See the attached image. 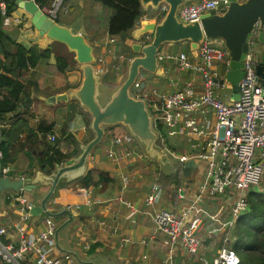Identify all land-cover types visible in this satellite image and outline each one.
<instances>
[{"label":"crops","instance_id":"obj_1","mask_svg":"<svg viewBox=\"0 0 264 264\" xmlns=\"http://www.w3.org/2000/svg\"><path fill=\"white\" fill-rule=\"evenodd\" d=\"M197 1L183 0L181 5ZM142 8L144 14L139 19L137 25L122 35H110L107 32V22L111 9L95 0H64L62 11L66 14V23L61 24L59 18L55 21L69 28L73 33L83 35L92 47L94 56L93 66L98 71L100 80L103 77L107 79L112 77L116 80L112 82L116 84L125 74L127 75L129 61L136 55L131 48L132 44L140 43L144 37L145 39L147 38L146 35L150 34L146 32L139 36V29L147 22L158 21L157 17L160 15V10L159 14H157V9H154L150 4L142 5ZM9 19L10 23L8 25L3 24L2 28L17 43L24 45L26 48H35L33 46H36L39 50L47 47L51 48L47 58L41 59L34 68L25 70L19 77V80L24 85V89L19 99L21 104L16 111L22 112L25 107H30L34 116L29 117L25 115V121L22 123L20 129L16 128L19 122H16L15 125L10 121L16 112H9L4 122H0V127L4 128L6 132L11 127L12 133L10 136L15 138V140L8 143L9 175L14 178H25L28 180L27 183L32 182L34 188L30 191H22L21 193L27 202L38 203L49 190L50 184L36 180L37 173L40 172L44 176H53L57 168L55 167L51 174H46L40 170L37 156L44 148V142H52L50 135L55 136L54 141L60 140L57 147L67 154L65 161H63L65 163L67 160L77 157L81 153L82 147L93 138L94 134L90 129L91 120L89 114L88 116L86 114L89 113L88 110L72 93L80 86L82 81L81 64L75 60V54L68 49L66 44L51 40L45 34H40L30 24V16L17 4L13 8ZM73 27L75 28L74 31L72 30ZM218 41L220 42V40ZM169 43H176L180 46L185 45L187 47L186 52L192 56L196 55V51L190 49V44L187 41ZM126 45L130 46L132 54H126L124 51ZM4 47L9 51L14 50L12 44L6 41H4ZM166 47L162 46L160 51L165 54L178 52L168 51ZM56 55L65 56L68 59L73 58L75 62L69 65L65 71L61 72L56 66ZM262 58L263 56L258 54L257 61H262ZM125 59L128 60V63L124 69L122 66ZM0 60H3L1 53ZM223 63L226 66L223 77L226 78L225 74L228 70L226 63L220 62L216 67L222 66ZM158 67V72H154L153 74L165 78V81L161 85L147 87L142 78H140L141 80L136 81V84L133 86L136 92L141 93L151 88L166 90L171 78L187 74L180 72L175 63L165 57L160 60ZM49 68L52 71H48L47 69ZM116 85L111 93L117 88ZM62 94H67V99L49 100L50 96ZM42 122L53 123L54 125L53 129L45 135L36 128ZM104 127L108 126H103V131ZM175 138L186 139L183 137ZM172 139L174 138H170V140ZM111 140L112 138H108V142L103 147L105 153L92 149L82 168L65 173L58 179V182L75 180L85 176L90 171L92 180L87 186H84L80 182H74L75 184L72 182L58 187L53 197L47 200V207L50 210L59 211L67 201L66 197L69 190L81 189L86 193L84 194L87 197V202L75 211L71 221L75 223L78 221L77 235L72 241H69L71 244L68 245L59 242L62 238L58 233V243L63 250L57 249L53 251V255L56 256L58 254L61 255L63 252H69L72 255L71 264H167L165 262L167 258L165 240L167 237L163 232L155 230L149 213L161 208L171 209L169 208L170 205L169 207H161L160 203L163 201L161 200L152 206H145L142 197L149 192L150 187L147 192H143L141 190V181L143 180L133 179L139 176L136 174L137 170L131 173L127 172L128 164L132 163L129 165L131 167L136 164L138 158L142 157V154L138 152L136 147L137 143L141 145L142 142L135 138L130 144L113 145L115 152L121 154V156L117 160H112L107 156V149L111 145ZM173 145L177 146L178 144L173 143ZM179 148L182 147L179 146ZM127 151L131 153L125 155ZM100 172H105L111 179L103 183V185H96L92 181L96 182L98 180ZM130 174H134L135 176L130 178L129 184H125L123 177ZM197 176L201 177L200 175ZM187 185L193 189L196 188V186H190L189 183ZM149 186H151L150 183ZM182 192L184 196L182 198L179 197L180 199L187 197V194L183 190H181V194ZM10 194H13L10 190L3 191L0 194L2 201L1 210L5 211L0 217V225L2 226H9L19 219L18 204L6 199L7 195ZM193 194L194 192L189 197V201ZM224 199V196H220L216 200H207L204 205L210 213L219 212L220 218L225 220L229 217L230 200L227 202L228 199ZM126 202L131 203L133 207L128 206ZM46 217L44 214L37 216L30 215L29 219L23 223L24 236H27V234L36 235L44 230L46 227ZM59 217H62V219L57 225L67 219L66 215ZM68 224L62 228L69 227ZM215 226L216 223L206 217L198 231L199 235L204 239L202 252L208 257L213 255V247L217 243L222 242L224 237L221 232L215 233L213 231ZM233 227H235V224L231 228ZM9 235L12 236L13 240H17L19 237L12 229H10ZM123 237H129L131 241L127 244H122L121 239ZM206 237L215 238L209 246L205 244ZM3 241H8V239L3 237ZM87 245L89 246L88 248L85 247ZM180 249L187 256H191L182 247ZM177 250L178 247L175 248L171 264H186L185 259L180 256ZM31 259H33V256L25 257L20 263L27 264ZM0 264L8 263L0 260Z\"/></svg>","mask_w":264,"mask_h":264},{"label":"built area","instance_id":"obj_2","mask_svg":"<svg viewBox=\"0 0 264 264\" xmlns=\"http://www.w3.org/2000/svg\"><path fill=\"white\" fill-rule=\"evenodd\" d=\"M63 3L64 0H51L48 5L39 8L55 20ZM0 7L4 14L5 4L0 3ZM227 7L228 0H198L180 5L176 10V17L184 23L199 21L201 14H220ZM166 10V4L160 6V11ZM9 23V16H6L3 24ZM257 31L258 23L249 40V53L244 61V73L237 99L232 98L230 82L227 78L220 77L216 67L220 62H225L228 66L227 50L222 42L209 37H203L199 42L195 56L186 51L165 54L159 50L157 65L165 57L175 63L180 72L187 74L171 78L166 90L151 88L138 92L136 96L146 104L151 128L155 132L154 143L177 162L179 169L187 159L195 160L197 167L192 182L195 175L201 176L188 203L181 205L176 211L161 208L149 213L155 230L163 232L167 237V264L172 263L173 253L178 245L196 258V264L241 262L238 253L225 245L228 230L246 212L248 191H264V186L258 188L264 173V79L256 73V64L259 62L257 57L258 54L262 55L256 38ZM96 72L98 73L97 70ZM135 84L136 81L133 85ZM175 137L186 138L193 150L190 153L176 152L169 144L170 138ZM50 140L54 141L55 136L50 135ZM132 141L131 133L122 132L121 135H116L107 149V156L117 160L121 154L115 152L113 145L130 144ZM130 153L127 151L125 155ZM8 172L10 167L2 166L1 174L9 175ZM128 178L129 176L123 177L125 184L128 183ZM21 192H13L6 197L18 204L19 219L9 226L0 225V260L8 264H21L23 258L33 256L27 264H71L72 255L69 252L53 255V251L58 249L53 237L57 226L54 218L46 217V227L40 233L24 236L23 223L30 217V203ZM84 193L81 189L69 190L62 208L78 210L87 202ZM183 196L180 190L179 197ZM220 196H224V200L228 199L227 202L230 200L229 217L225 220L220 218L219 212L210 213L204 205L207 200H216ZM162 197L161 184L153 182L143 204L152 206L159 203ZM126 204L133 207L129 202ZM2 215L0 212V217ZM206 217L216 223L213 231H221L224 235L223 245L215 249L210 257L203 254L204 239L198 233ZM10 229L19 235L17 240H13L11 235L8 236ZM3 237L8 241H3ZM121 241L122 244H127L131 239L123 237Z\"/></svg>","mask_w":264,"mask_h":264},{"label":"water","instance_id":"obj_3","mask_svg":"<svg viewBox=\"0 0 264 264\" xmlns=\"http://www.w3.org/2000/svg\"><path fill=\"white\" fill-rule=\"evenodd\" d=\"M142 5L150 4L154 9H160L164 3L167 6L163 17L157 22L151 21L139 29V36L149 32L148 39H142L140 43H133L131 48L136 53L129 61L127 75L123 82L111 93L109 99L101 104L99 101V74L93 66L94 56L91 45L82 34L73 33L69 28L58 24L54 19L43 13L34 0H15V3L30 16V24L40 34L47 35L51 40L59 41L75 54V60L81 64L82 81L80 86L72 93L75 98L88 110L92 120L90 129L94 136L83 147L81 153L67 160L63 164L56 165L53 176H44L37 173V179L50 184L49 190L38 203H30L28 212L31 216L44 214L50 218L66 215L67 219L58 224L53 237L55 245L63 250L58 243L59 230L70 223L76 210L62 208L59 211L50 210L47 200L53 194L58 179L61 175L75 171L85 165L86 158L93 147L103 136V126L122 123L128 127L130 133L145 144L146 151L151 155H160L154 149L155 132L151 128V118L143 99L130 95L129 89L136 81L141 71L158 72L157 53L160 46L166 42H178L187 40L190 49L195 50L203 37L219 39L227 50L229 63L226 78L232 86V98L239 97L240 80L244 73V61L249 53V40L253 29L258 23L257 41L264 56V0H228V7L223 13H203L199 21L180 22L176 17V10L183 0H140ZM256 73L264 79V64H256ZM67 94L50 96V101L67 99ZM160 159L168 161L166 154H161ZM166 160V161H165ZM177 165V162H174ZM197 164L194 159L182 162L180 171L183 179L192 181ZM0 161V194L3 191L12 192L30 191L34 188L32 182L19 177L3 175ZM2 201L0 199V212Z\"/></svg>","mask_w":264,"mask_h":264},{"label":"trees","instance_id":"obj_4","mask_svg":"<svg viewBox=\"0 0 264 264\" xmlns=\"http://www.w3.org/2000/svg\"><path fill=\"white\" fill-rule=\"evenodd\" d=\"M39 7L48 5L51 0H34ZM111 9V14L107 22V32L110 35L124 34L125 32L133 29L139 19L143 16L144 10L140 0H95ZM5 4V13L3 14L0 7V53L3 60H0V122L3 123L9 112H16L14 117L10 119L16 128L20 129L22 123L25 121V115L34 116L30 107H25L22 112H17L20 95L24 89V85L19 80L20 75L29 68H34L41 59L47 58L51 51L50 47L45 49L26 48L24 45L17 43L9 37L3 30V19L10 16L13 8L15 7V0H0V3ZM160 10V9H159ZM165 12L160 11L158 20H160ZM159 14V12L157 13ZM57 19V18H56ZM55 19V20H56ZM148 39L150 34L146 35ZM4 41L12 44L13 51H9L4 47ZM187 41V40H183ZM178 41V42H183ZM188 43V41H187ZM263 56V55H262ZM56 66L61 72L65 71L69 65L75 60L68 59L65 56L56 55ZM260 63L264 64V56ZM145 72V71H142ZM13 126V125H12ZM112 126V125H107ZM14 127V126H13ZM54 127L53 123L42 122L36 126L38 131L46 134ZM5 131L0 128V161L2 166L5 167L9 163L8 143L15 140L10 134L12 130ZM60 140L48 142L45 141L44 148L37 156V163L40 170L46 174H51L57 164H62L67 157L61 149L57 147ZM49 166V168H47ZM10 174V172H8ZM111 178L105 172H100L96 185L105 183ZM92 180L91 172L88 171L85 176L69 181L58 182L53 194L58 187H62L74 182H80L87 186ZM172 182H179L177 177H174ZM75 184V183H74ZM53 194L50 196L53 197ZM9 201V200H7ZM247 210L235 222V229L230 239L229 247L233 248L240 256V264H264V191L258 189L249 190L247 193Z\"/></svg>","mask_w":264,"mask_h":264},{"label":"rangeland","instance_id":"obj_5","mask_svg":"<svg viewBox=\"0 0 264 264\" xmlns=\"http://www.w3.org/2000/svg\"><path fill=\"white\" fill-rule=\"evenodd\" d=\"M62 7L63 5H61L59 11H58V17L59 18V22L61 24H65L66 23V14L62 11ZM156 12H159V9L156 10ZM70 25V23H69ZM72 30L74 31L75 28L73 27ZM219 39H217L218 41ZM219 42V41H218ZM221 42V41H220ZM219 42V43H220ZM214 45V43H212ZM162 46H167V50L168 51H179V50H187V47L185 45H178V44H170L169 42L163 43L160 46V49L162 48ZM124 51L126 52V54H132L133 52L130 49L129 45H126L124 48ZM261 55V54H260ZM128 63V60H124L123 66L122 68H126V64ZM225 64L223 63L222 66L218 67V72L221 78H223V75L225 73ZM48 71H52L51 68L47 69ZM125 72V70H124ZM121 73V71H120ZM52 78V77H51ZM118 78V77H117ZM126 78V74L125 76L122 77L121 80H119L116 84L113 83L116 80L114 78H106L103 77L99 78V86H98V90H99V101L101 104H104L108 99L109 96L111 94L112 89L114 88V86L116 85V87H118L123 80ZM140 78H142V81L145 83V85L147 87H154V86H158L161 85L164 81L165 78L163 77H159L153 73L150 72H143L141 71V76L139 75L136 79V81L141 80ZM113 81V82H112ZM111 83V84H109ZM134 85H132L129 89L130 95L137 98V94L138 92H136L133 88ZM223 99L227 100V97L225 95H222ZM87 116L89 114V118L90 120H92V117L90 115V113H86ZM122 132H126V133H130V131L128 130V127L122 123H117L114 124L112 127H104V134L101 138V140L93 147V150H97L100 153H105L104 152V145L108 142V138H114L116 135H121ZM104 137V138H103ZM136 137L133 136V140ZM173 143L178 144L177 145H173ZM170 145L173 146L174 149H176V152H180L181 153H190L193 149L189 146L188 142L186 139H180V138H174L172 140H170L169 142ZM136 147L138 149V152L142 154L141 158H138L135 162L137 165V167H135V165L129 167L130 164H128L127 167V172L131 173L132 171L137 170V173L139 176L134 177V174H130L129 175V182L130 183V178L134 177L133 179H141L143 181H141V190L143 192H147L149 190V183L150 185L153 182H158L159 184H161L162 188H163V197H162V202L160 203L161 207H170L171 209H174L175 211L179 209V207L181 205H183L184 203L189 202V197L192 195V193L194 192V189L189 187L187 184L189 183V181L187 182V180L183 179L182 174L180 172L179 167H177L176 165L173 166V162L174 160L172 159V157L166 153L165 150L161 149L157 144H153L154 149H156L159 154H166L167 157L169 158L168 161H166L165 163H163L160 159V155H153L151 156L147 151H146V147L145 144L141 143V145H139V143L136 144ZM134 163V162H133ZM140 169V171H139ZM174 177H177V179L179 180V182H172V180L174 179ZM193 180V178H192ZM200 181V177H198L197 175L194 176V182H190V186H197L198 182ZM264 186V173L262 176V180L259 183L258 188H262ZM183 190L186 194L187 197L184 199H180L179 198V191ZM145 197V196H144ZM144 197H142V200L144 199ZM51 206V205H50ZM62 217H57L54 218L56 223H59L61 221ZM78 221L77 223L75 222H70L68 224L69 227L66 228H62L59 232V236L62 238L61 241L59 240V242L61 244L66 243L68 245H70L71 243H69V241H72L76 234V230L78 228ZM235 227L231 228L229 230V234H228V238L230 239V237L232 236V233L234 231ZM218 232L220 233L221 231H215V233ZM214 237H206L205 238V244L207 246H209L211 244V242L214 240ZM230 243V241H229ZM229 243H225V245L229 246ZM223 245V242L217 243L214 247H213V251L217 248H219L220 246ZM178 247V253L180 254V256H182V258L185 259L186 264H196V258L194 256H187L181 249L180 246ZM176 247V248H177ZM190 257V258H189Z\"/></svg>","mask_w":264,"mask_h":264},{"label":"clouds","instance_id":"obj_6","mask_svg":"<svg viewBox=\"0 0 264 264\" xmlns=\"http://www.w3.org/2000/svg\"><path fill=\"white\" fill-rule=\"evenodd\" d=\"M163 5V4H162Z\"/></svg>","mask_w":264,"mask_h":264}]
</instances>
